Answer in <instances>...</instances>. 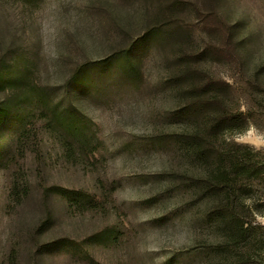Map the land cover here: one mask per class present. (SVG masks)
<instances>
[{"label": "rangeland", "instance_id": "374dc122", "mask_svg": "<svg viewBox=\"0 0 264 264\" xmlns=\"http://www.w3.org/2000/svg\"><path fill=\"white\" fill-rule=\"evenodd\" d=\"M171 1L0 0V56L31 58L37 82L53 87L65 104L63 82L83 58H103L174 16L186 33L160 43L147 39L140 86L112 66L94 68L91 88L76 102L101 144L89 158L76 149L77 160L66 158L56 133L35 115L27 123L35 128L30 139L7 136L0 156V264H224L228 253L236 257L232 232L206 214L212 203L202 190L178 189V167L192 165L182 143L161 148L151 137L212 122L211 113L178 118L192 80L176 85L173 78L228 81L231 88L217 92L226 109L239 108L247 121L220 130L216 145L227 142L233 153L245 147L264 168V0H182L170 9ZM44 25L55 28L54 39ZM185 60L196 67L190 76ZM75 191L92 203L75 201L82 197ZM238 201L264 210V171ZM254 216L264 227V214Z\"/></svg>", "mask_w": 264, "mask_h": 264}, {"label": "trees", "instance_id": "16d2710c", "mask_svg": "<svg viewBox=\"0 0 264 264\" xmlns=\"http://www.w3.org/2000/svg\"><path fill=\"white\" fill-rule=\"evenodd\" d=\"M27 1L37 4L41 0ZM181 6L182 0H172L168 7L176 9ZM185 34L183 22L174 16L151 24L142 35L128 38L126 43L113 48L104 54L103 58H83L71 68L63 82V96L67 104L55 97L53 87L37 82L36 69L31 58L19 54L9 59L1 55L0 156L6 154L7 145L4 143L9 134L10 142L16 139L24 142L35 135V128L27 126L35 115L44 120L46 129L56 133L64 147L66 158L77 160L76 150L79 155L89 158L101 144L95 131L90 130L87 120L81 115L76 102L91 88L89 82L94 68L112 66L124 76L127 82L134 87L140 86L144 82V74L139 54L147 39L160 43L159 41H165L169 37L178 38ZM186 57L190 59L193 55L186 54ZM187 61L185 60V66L190 76L195 73L196 67L189 65ZM262 70L264 71V67ZM186 74L187 72L182 76ZM181 80H192L190 82L192 89L189 98L176 109L175 114L183 120L195 121L211 113L213 114L212 122L206 129L194 125L193 122L180 132L154 134L151 140L161 148L171 143H182V157L190 160L192 165L178 167L179 170H183V173L176 175L177 179H182L180 182L183 183L178 189L194 190V187L201 189L202 195L207 196L206 203L213 204L208 207L206 214L214 216L219 225L225 224L233 235L241 239L237 241L230 234L228 240L234 247L231 249L236 252L237 249L240 248V250L236 257L228 253L224 264H251L252 261V263L255 261L254 264H264V237L261 236L264 227L255 221L254 216L255 213L264 214V210L258 208L255 212L252 206L238 201L244 189L247 188L249 180L250 182L256 180L259 174L262 175L264 168L261 165L258 166L260 163L254 160L253 155L245 147H237L238 150L233 153L229 149L231 144L227 142L222 146L216 145L220 130L233 129L232 125H243L247 118L239 108L226 109L224 99L222 100L217 92V90L228 91V88H231L230 82L218 79H202L198 82L194 76L187 79L177 77L172 79L176 85ZM216 104L220 106L219 110ZM21 105L24 106V111L20 110ZM30 109H33V112H30ZM254 113L250 111L246 114L254 117ZM238 151H241V157L236 156ZM196 163L199 168L195 166ZM74 193L81 194L82 197L87 195L80 191ZM82 197L71 200L80 201L83 205L92 203V197L88 198V195L86 199ZM202 218L204 216L200 217V220ZM243 242L244 244L241 245L240 243ZM62 244L64 241L59 245Z\"/></svg>", "mask_w": 264, "mask_h": 264}, {"label": "clouds", "instance_id": "9594fccd", "mask_svg": "<svg viewBox=\"0 0 264 264\" xmlns=\"http://www.w3.org/2000/svg\"><path fill=\"white\" fill-rule=\"evenodd\" d=\"M45 31H46V35L49 37V39H54L55 36V28L51 27L49 25H44ZM50 55H55V50L54 47H49L48 49H46Z\"/></svg>", "mask_w": 264, "mask_h": 264}]
</instances>
